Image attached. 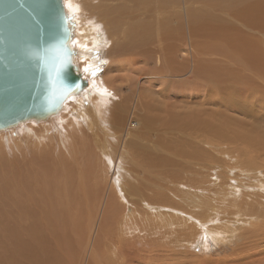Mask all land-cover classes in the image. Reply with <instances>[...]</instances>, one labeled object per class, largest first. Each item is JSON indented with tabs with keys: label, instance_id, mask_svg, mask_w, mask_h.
<instances>
[{
	"label": "rangeland",
	"instance_id": "rangeland-1",
	"mask_svg": "<svg viewBox=\"0 0 264 264\" xmlns=\"http://www.w3.org/2000/svg\"><path fill=\"white\" fill-rule=\"evenodd\" d=\"M71 1L76 7L73 6L74 10L68 19L73 23L69 26L73 38L77 34L76 41H81L78 32L82 30L87 34L84 27L93 23L98 22L101 27L104 24L105 28H102L107 30L109 27L108 31L119 26L111 37L105 36L101 27L95 28L92 35L97 33L96 37L86 39L87 44L92 43V47L85 49L86 55L81 61L74 59L83 76L88 79L87 87L83 88L92 91V83L110 88L105 102L106 111L94 115L95 110L91 105L96 102L90 104V99V102H84L85 98L81 99L83 95H80L82 97L78 96L77 100L80 98L83 101L79 99L89 121L86 115H75L74 108L82 109V103L81 106L74 104L75 101L71 99L67 105L73 101L76 106H66L65 111H62L64 122L60 124L61 129L59 120L54 117L52 124L44 125L46 122L39 121L27 123L18 129L0 131L1 157L25 161L26 157L35 155V160H43L50 168L49 162L56 159L58 153L69 158L73 154L69 150L74 148L71 147L74 141H83L78 142L80 152L77 151V157L86 169L95 171V179L91 178L89 182L98 191L93 195L92 187H88L90 192L87 194L82 183L81 187L73 185L78 187V198H88L81 203L80 233L77 238L72 232L71 244L65 252L63 263L132 264L135 261V264H264V123L258 124L264 120V105L261 106L264 104V90H260L264 82L263 29L258 30L260 28L256 27L258 31L254 28V31L250 30L248 18H243L240 23L238 12L237 20L233 19L228 14L231 10L229 6L225 7L228 13L226 9L217 13L216 9L213 14L209 5L207 8V0H140L143 6H137L136 11H133L136 15L132 18L138 14L139 22L149 28L145 34L153 43L145 48L140 42L141 53L138 46H135V53H130L122 46L126 30L124 24H120V19L127 14L122 11L121 15L116 6L122 0ZM86 2L93 4L87 6ZM96 4L99 8L107 6L110 10L114 9L109 14L112 20L107 15L98 18L96 14L99 11L93 8ZM205 8L211 11L210 17L203 18L199 13ZM142 9L148 10L150 19L140 20ZM190 11L198 18L195 15L191 17ZM129 12L130 16L133 15V12ZM106 16L107 20H104ZM191 18H196L197 24H193L195 21ZM229 18L235 21V26L230 25L232 22ZM132 22L138 24L136 20ZM202 31L207 34V38L201 36ZM188 32H193L192 38ZM157 36L162 49L161 66L160 62H156L159 56L155 54L159 46ZM214 36L219 37L217 39L220 36L224 37L223 40L226 38L228 45L222 44L220 40L213 41ZM250 37L263 39L259 41ZM246 43L250 45H244ZM117 46L121 51L116 52L114 47ZM224 47L228 48L224 50ZM89 56H93L98 65L95 75L86 73L80 67L89 60ZM106 70L111 72L105 74ZM243 109H250L251 114L248 111L244 113ZM173 111L177 115V120L173 118L176 126L173 131H167L163 122L170 119L168 114ZM116 115L121 116V119ZM187 115L197 116V121L190 123ZM90 125L92 129L88 128ZM64 134L70 137V140L67 138L70 142V148H66L68 152L62 151L64 148L61 144L66 141ZM47 135L53 139L49 136V140ZM60 137L64 139L62 142ZM28 138L35 143L27 141ZM11 144L15 149L8 146ZM28 145L32 149L28 150ZM7 149L10 151L7 152ZM3 152L6 154L3 155ZM86 158H91L93 166ZM149 159L155 160L152 162ZM37 170L42 171L40 166ZM112 177L114 180H111ZM130 220L134 224L136 222L137 232L134 227L128 228ZM203 225H207L206 228ZM102 226V231L106 233L98 237L96 234L100 233ZM208 228L224 230L222 237L214 239L208 234L203 237ZM139 229L141 233H138ZM133 256H137L135 260Z\"/></svg>",
	"mask_w": 264,
	"mask_h": 264
},
{
	"label": "bare ground",
	"instance_id": "bare-ground-1",
	"mask_svg": "<svg viewBox=\"0 0 264 264\" xmlns=\"http://www.w3.org/2000/svg\"><path fill=\"white\" fill-rule=\"evenodd\" d=\"M88 1V0H87ZM93 1V0H91ZM196 1V0H194ZM198 1V0H197ZM209 1V4H207V8L208 5L210 6V8H212V13H214V10L219 13V11H225V9L227 8V6H229V8L231 9L228 13L227 9L226 12L229 14V16H232V18L237 20L236 15L237 12L239 13V22L240 20H242L243 18H248L247 19V23L248 26L250 28V30H252L253 28L255 29L256 27L260 28L258 30H261V32H264V0H207ZM206 1V2H207ZM215 1V2H214ZM95 2V1H94ZM130 5H128V3H130ZM73 1L71 0H63V4H64V8H65V12H66V16H67V20H68V24L72 25L73 23L69 21L68 16L69 14L72 13V11L74 10V6L73 5ZM87 3V6H90L92 4ZM114 3V2H113ZM112 3V4H113ZM196 3V2H195ZM205 3V2H204ZM90 4V5H88ZM103 3H101L102 5ZM105 4V3H104ZM142 3L140 2V0H122V2L116 5L117 8L119 7V9H117V11H119V13L122 15L123 12L122 11H126L127 16H125L123 19H120L121 21V25L122 23L124 24L123 26L125 27L124 29L126 30V37L124 36L123 39H125L124 44L122 45L124 47V49L126 50V52H130V53H135L137 50L135 49V46H138V51L141 53V43L144 44V47L147 48L148 46H152V40L150 39V37L148 35L145 34V32H147L149 30V28L147 26L144 25V23L139 22L137 16L136 18H132L134 15H136L133 11L137 9V6L141 5ZM115 5V4H114ZM113 5V6H114ZM231 5V6H230ZM74 6V7H73ZM106 6V5H105ZM128 6V7H127ZM143 6V4H142ZM212 6V7H211ZM108 7L110 8L111 5ZM126 7V8H125ZM226 7V8H225ZM94 11H99L98 14V18L99 16H105L107 15L108 18H111L109 16V14L112 12V10L108 9L107 6L104 7H100L99 5H95L93 6ZM209 8V10H210ZM191 10V8H189ZM217 9V10H216ZM89 10V9H88ZM140 10V9H139ZM143 11L141 13H139V17L141 15L142 18L140 20L143 19H150V17L148 16V10L146 9H142ZM229 10V9H228ZM82 11V10H81ZM133 12V15L130 16V12ZM199 11V10H197ZM202 11V10H201ZM203 10L202 12H199L202 16H204L203 18L206 17H210L212 15L211 11L208 12V10L206 11ZM205 12V13H204ZM116 13V10H115ZM233 13V14H232ZM190 16L194 18L196 14H193L191 11L189 12ZM206 14V15H204ZM235 14V15H234ZM241 14V15H240ZM95 15V16H96ZM112 15V14H111ZM107 16L104 18V20L107 18ZM156 16V14L154 13V17ZM222 16V15H220ZM236 16V17H235ZM119 17V16H118ZM201 17V16H200ZM97 18V17H96ZM195 22H192L193 24L196 23L197 19L195 18ZM198 18V17H197ZM212 18V17H211ZM116 19V18H115ZM127 19V20H125ZM201 19V18H200ZM107 20V19H106ZM112 20V18L110 19ZM110 20L108 19V21L110 22ZM133 20H136L138 22V24H134V22H132ZM226 20V19H225ZM229 20L231 21L232 19L229 18ZM244 20V19H243ZM178 21V20H177ZM102 23H104L105 21H101ZM108 22V23H109ZM179 22V21H178ZM226 23H228L227 21H224ZM223 22V23H224ZM232 22V23H231ZM230 25L232 26L233 23H235V21H231ZM107 23V22H106ZM112 23V22H111ZM110 23V24H111ZM119 24V22H117ZM181 24V22H179ZM191 23V22H190ZM212 23V22H211ZM241 23V22H240ZM246 23V24H247ZM86 24V23H85ZM113 25L114 22L112 23ZM174 24V23H173ZM197 24V23H196ZM208 24V23H207ZM213 24V23H212ZM219 24L221 25L222 23L219 22ZM229 24V23H228ZM106 25V24H105ZM201 26V24H199ZM216 25V24H214ZM224 25V24H222ZM234 26L236 24H233ZM251 25H256L254 27H251ZM104 26V24L102 25V27ZM108 27V25H106ZM199 26V27H200ZM206 25H204L205 27ZM237 26L238 23H237ZM242 26V25H241ZM248 26H245L248 28ZM100 28L101 24H99L98 22L95 24H91V26H85L84 30L87 31V35L86 33H84L81 29V31H79V35L78 37H81V41H76L77 38V34L76 37L73 38V33H72V37H71V41H70V47L74 50V56L72 58V62L75 64L77 63L74 62L75 60L80 59V61L82 60L81 58H83L84 55H86V50L85 49H89L91 44H87L86 39L90 38L91 36H95L97 35V33H93L95 28ZM101 27L103 34L105 36H113L116 33V28L119 29V26L114 27L113 30H109L108 28L107 30H104ZM105 28V26H104ZM110 28L112 29V26H110ZM207 28V27H206ZM205 28V29H206ZM209 28V27H208ZM215 28L217 29V27L215 26ZM219 28V27H218ZM224 28V26H223ZM237 28V27H236ZM193 29V26L190 27V30ZM220 29V28H219ZM225 29V28H224ZM253 29V31H254ZM79 30V29H78ZM115 30V31H114ZM214 31H216L215 29H212ZM223 30V29H222ZM255 29V31H258ZM72 31V30H71ZM101 31V30H100ZM112 33H111V32ZM230 31V30H229ZM234 31V30H233ZM83 32V35H80V33ZM228 32V30H227ZM231 32V31H230ZM102 33V32H101ZM217 33V32H216ZM188 34L191 36L193 35V32H188ZM223 34V33H222ZM250 34H253L252 32ZM101 35V34H100ZM229 35V32H228ZM260 35V34H258ZM102 36V35H101ZM203 36V35H201ZM225 36V35H224ZM251 36V35H250ZM262 36V33H261ZM214 36V40H217V38ZM233 37V36H232ZM258 37V36H257ZM103 38V36L101 37ZM253 40H259V38L254 39L253 37H250ZM220 39H224L221 38ZM263 38H261L262 41ZM230 40V39H229ZM249 40V39H248ZM252 40V41H253ZM97 41V40H96ZM95 41V43H96ZM159 37L157 36V44H159ZM224 41H228L225 40ZM232 41V40H231ZM141 42V43H140ZM146 42V45H145ZM97 44V43H96ZM214 44V43H213ZM264 44V41H263ZM216 45V44H215ZM220 45V44H219ZM244 45H250L249 43H246ZM90 46V47H89ZM221 46V45H220ZM253 46V45H252ZM264 46V45H263ZM95 47V46H94ZM157 47V46H156ZM222 47V46H221ZM116 48V52L121 51V48L119 46L114 47ZM217 49H219L218 47H216ZM93 49V48H92ZM214 49V48H212ZM216 49V50H217ZM247 49V47H246ZM109 50V49H108ZM161 45L159 44L157 50H155V54L158 53L159 56H157V60L156 62H160V66H161V60L162 57L161 56ZM215 50V49H214ZM212 51V50H211ZM218 51V50H217ZM83 52H85L83 54ZM89 52V51H88ZM220 52V51H219ZM77 53V54H76ZM91 53V52H90ZM213 53V52H212ZM215 53V52H214ZM263 53V52H262ZM245 54V53H244ZM75 55H78L75 57ZM93 57V56H92ZM91 56H89V60L80 65V67L82 66V68L86 71V73H89L90 75H95V73L97 72V67L98 65H96V60H94ZM168 58V57H167ZM87 59V58H86ZM145 59V58H144ZM146 60V59H145ZM97 62L98 59H97ZM143 62V61H142ZM145 64V62H143ZM172 63V62H171ZM262 63V62H261ZM260 64V63H259ZM76 65V64H75ZM168 65V64H167ZM258 65V64H257ZM255 65V66H257ZM77 68L79 69V65H76ZM165 66V65H164ZM264 66V65H263ZM101 67V66H100ZM261 68V67H260ZM167 69V68H166ZM165 69V70H166ZM80 70V69H79ZM264 70V69H263ZM111 71L106 70L105 74H108ZM260 74L261 71H259ZM258 72V73H259ZM221 74V73H220ZM85 75V74H84ZM257 75V74H254ZM88 76V75H87ZM224 76V75H223ZM259 76V75H257ZM209 77V76H208ZM225 77V76H224ZM229 77V76H228ZM262 78V76H260ZM237 78V76H236ZM258 78V77H257ZM260 78V79H261ZM264 78V77H263ZM93 79V78H91ZM223 80H225L224 78H222ZM250 79V78H249ZM242 80V78L240 79ZM207 81H209L207 79ZM226 81V80H225ZM224 81V82H225ZM235 81V80H234ZM245 81V80H244ZM216 82V81H215ZM223 82V81H222ZM223 82V83H224ZM259 83H262V81H259ZM162 83V82H161ZM217 83V82H216ZM227 83V82H226ZM88 84V83H87ZM87 84L85 85L87 87ZM237 84V83H236ZM244 84V83H243ZM264 84V82H263ZM263 84H261L262 89L260 90H264L263 89ZM250 85V84H249ZM257 85V84H256ZM235 86V85H234ZM237 86V85H236ZM252 86V84H251ZM250 86V87H251ZM84 87V86H83ZM90 87V86H89ZM92 91L88 92L86 88L81 89L80 91H78L75 94H71L69 95L66 100L63 102V104L59 107V109L57 111H55L53 114H50L48 117L44 118V119H34V118H29V119H24L21 121L16 122L13 125H10L9 127L0 129V131H10L13 129H18V127L20 128V126H25V124L27 123H34V122H46L44 123H50L52 124V120L54 119V117L56 119L59 120V125L63 124V119L61 117L62 111L66 108V106L68 107H75L77 105L81 106V103L83 102L81 99L85 100L84 102H90V104H92L93 102H96L93 106V111L94 115L99 114L101 112L106 111V99L107 98V94L109 91V89L107 87L101 86V85H95L94 83H92ZM91 87V88H92ZM239 87V86H238ZM259 86V88H261ZM222 88V87H221ZM224 88V87H223ZM249 88V87H248ZM257 89V88H256ZM255 89V90H256ZM258 90V89H257ZM91 93V94H89ZM85 94V95H84ZM80 95H83L80 96ZM82 97L80 100L82 102L79 101V99L77 100V97ZM75 101V103L70 105H67L68 102L70 100ZM90 99V101H89ZM108 103V102H107ZM97 104V105H96ZM72 105V106H71ZM264 104H261V106H263ZM116 107V106H115ZM125 107V105H124ZM77 109L78 106H77ZM82 109H84L83 103H82ZM76 110V108H74L73 112L75 111V115L76 116H85L87 117L88 121H89V116L86 113L85 109L82 110ZM123 109V107H122ZM65 111V110H64ZM72 111V110H71ZM249 114H251V110L250 109H243V112H247ZM115 112V111H114ZM117 112V111H116ZM69 113V112H68ZM118 113V112H117ZM174 111L170 114H168V118L170 119H166L163 122V127L167 128V131H173L172 129L175 128L176 125H174L173 122V118L174 120H177V115L173 114ZM247 114V113H246ZM248 114V115H249ZM66 115V112H65ZM255 115L258 116L255 112ZM97 116V115H96ZM117 116V115H116ZM115 116V117H116ZM189 118V122L190 123H194L195 121H197V116L194 115H187ZM75 117V116H74ZM118 117V116H117ZM262 117V115H261ZM119 119H121V116L118 117ZM123 118V117H122ZM79 119V118H78ZM86 119V118H85ZM259 119V118H258ZM50 120V121H49ZM102 120V119H101ZM148 121V120H147ZM262 123H258V124H263L264 120H262ZM54 122V121H53ZM67 122V121H66ZM181 122V121H180ZM57 123V122H56ZM66 124V123H65ZM79 124V123H78ZM257 124V125H258ZM49 125V124H48ZM76 125V124H74ZM165 125V126H164ZM47 126V125H46ZM63 126V125H62ZM73 126V124H72ZM89 126V125H88ZM87 126V127H88ZM94 126V125H93ZM186 126V125H185ZM61 127V125L59 126V128ZM225 127V126H224ZM91 128V125L90 127ZM32 129V128H31ZM61 129V128H60ZM78 129V128H77ZM76 129V130H77ZM82 129V128H81ZM84 129V128H83ZM92 129V128H91ZM90 129V130H91ZM107 129V128H106ZM23 130V129H22ZM222 130V129H221ZM230 130V129H229ZM232 130V129H231ZM61 130H58V132ZM75 130H73L74 132ZM78 131V130H77ZM214 131V130H213ZM225 131V130H224ZM24 132V131H23ZM49 132V131H47ZM76 132V131H75ZM80 132V129H79ZM92 132V131H91ZM219 132L222 131L219 130ZM218 132V133H219ZM64 133V132H63ZM77 133V132H76ZM84 133V132H83ZM129 133V132H128ZM240 133V132H239ZM61 134V133H60ZM110 134V133H109ZM127 134V131H126ZM67 135V134H66ZM66 135L65 136V144L62 143L61 145L62 147V151L68 152V149L70 148V142L67 141ZM81 135V132H80ZM86 135V134H85ZM240 135V134H238ZM38 136V135H37ZM48 136V135H47ZM50 136V135H49ZM48 136V138H49ZM72 136V135H71ZM88 136V135H87ZM33 137V136H32ZM35 137V136H34ZM51 137V136H50ZM59 137V134H58ZM73 137H76L73 135ZM82 137V136H81ZM42 138V137H41ZM40 138V139H41ZM44 138V136H43ZM42 138V139H43ZM53 139V137H51ZM49 138V140L51 139ZM63 138V137H62ZM79 138V137H78ZM247 138V137H246ZM245 138V139H246ZM29 139V140H28ZM26 139L27 141L31 142V138ZM37 139V137H36ZM46 140H48L45 137ZM55 139V137H54ZM61 139V137H60ZM59 139V140H60ZM70 140V137L68 138ZM85 139H87V137H85ZM84 139V140H85ZM23 140V139H22ZM45 140V142H46ZM58 140V141H59ZM64 139H61V142ZM165 140V139H164ZM9 141V140H8ZM44 141V140H43ZM42 141V142H43ZM92 141V140H91ZM119 141V140H118ZM21 142V141H20ZM26 143V141H23ZM33 142V141H32ZM31 142V143H32ZM40 142V141H39ZM38 142V143H39ZM41 142V143H42ZM57 141H55L56 143ZM60 142V141H59ZM58 142V143H59ZM64 142V141H63ZM73 142V141H72ZM79 142V141H78ZM77 140L74 141V146L72 145L71 147L74 148H70L69 152L72 150L73 154H71V156L68 158L64 155L60 156L59 153L58 157H56V159L51 160L49 162L51 168L45 164L43 162V160H35V155L33 156H28L26 157L25 161L22 159H16L17 161H13V159H9L6 157H1V152L3 150L0 151V264H65L64 262V256H65V252L69 249V245L71 244V234L72 232L76 235V237L78 238V231L79 230V220L81 219L80 217V210H81V203L86 201L88 197H82V199L78 198L79 195V190L78 187H81L80 183H82L85 186V189L88 191L87 194H89V188L92 187V193L93 195H96L98 189L94 188L92 182L91 181L93 178L95 179L93 172L95 171H89L88 169H86L87 167H84L85 165H82L83 163L79 162L77 157L79 154L77 151H79L80 148V144L78 145ZM83 142V141H81ZM79 142V143H81ZM86 142V140H85ZM131 142V141H130ZM129 142V143H130ZM165 142V141H164ZM220 142V141H219ZM24 144V148L26 147V145ZM35 143V142H33ZM44 143V142H43ZM54 143V144H55ZM106 143V142H105ZM19 144V143H18ZM23 144H21L23 146ZM28 144V143H27ZM30 144V143H29ZM40 144V143H39ZM92 144V143H91ZM35 145V144H34ZM82 145V144H81ZM168 144L165 143V146L167 147ZM9 147H14V145L11 144L8 145ZM32 146V145H31ZM37 146V145H36ZM59 146V145H58ZM146 146V145H145ZM142 146V147H145ZM164 146V148H166ZM17 147V145H16ZM20 149L21 146L19 145ZM18 147V149H19ZM35 147V146H33ZM92 147V145H91ZM139 147V146H138ZM157 147H162V146H157ZM7 148V147H6ZM30 148V146L28 145L27 149ZM39 148V147H38ZM58 148V147H57ZM56 148V149H57ZM68 148V149H66ZM147 148V147H146ZM145 148V149H146ZM168 148V147H167ZM15 149V147H14ZM32 149V147L30 148ZM34 149V148H33ZM88 148H85V150H87ZM92 149V148H91ZM140 149V148H139ZM29 150V149H28ZM40 150V149H39ZM81 150V149H80ZM84 150V151H85ZM89 150V149H88ZM100 150V149H99ZM154 150V148H153ZM227 150V149H226ZM10 151L7 149V152ZM15 151V150H14ZM54 151V150H53ZM58 151V150H57ZM138 151V150H137ZM80 152V151H79ZM91 152V151H90ZM89 152V153H90ZM227 152V151H226ZM4 153V152H3ZM64 153V152H63ZM71 153V152H70ZM69 153V155H70ZM82 153V152H81ZM86 153V151H85ZM230 153V152H229ZM6 153H4L3 155H5ZM62 154V153H61ZM106 154V153H105ZM152 154V153H151ZM66 155V153H65ZM83 155V154H82ZM92 155V154H91ZM108 155V154H107ZM106 155V156H107ZM93 156V155H92ZM135 156V155H134ZM161 156V155H160ZM164 156V155H163ZM166 156V154H165ZM150 157V156H149ZM134 158V157H133ZM151 158V157H150ZM153 158V157H152ZM164 158V157H162ZM161 158V159H162ZM231 158V157H230ZM43 159V158H42ZM80 159V158H79ZM89 159V158H86ZM93 159V158H92ZM109 159V158H108ZM105 160V159H104ZM119 160V159H118ZM133 160V159H132ZM135 160V158H134ZM133 160V162H134ZM155 159H153L154 161ZM110 161V160H109ZM149 161H152V159ZM152 161V162H153ZM57 162V163H56ZM84 162V161H82ZM89 164L92 165V160L91 158L87 161ZM100 162V161H99ZM111 162H109L110 164ZM86 164V163H85ZM89 164H87L88 168H89ZM112 164V163H111ZM120 164V163H119ZM90 165V166H91ZM41 167L42 171L37 170L38 167ZM93 166V165H92ZM110 167V166H109ZM99 168V167H98ZM228 168V167H227ZM243 169V167H240ZM90 169V168H89ZM230 169V168H229ZM245 170V169H244ZM97 171L99 172V169H97ZM3 172V174H1ZM92 174V176H91ZM8 175V176H5ZM63 175H67V177H64ZM104 176V175H103ZM92 178V179H91ZM113 178V177H112ZM111 180H114V178ZM134 178V177H133ZM90 179V180H89ZM111 182V181H110ZM115 183V182H114ZM227 184V183H226ZM76 185V186H73ZM258 185V184H257ZM263 186V185H262ZM89 187V188H88ZM236 189V188H235ZM228 190V189H227ZM233 190V189H232ZM231 190V192H232ZM238 190V189H236ZM119 194H121L119 192ZM230 194V193H229ZM92 195V194H91ZM231 195V194H230ZM173 196V195H172ZM121 197V196H120ZM237 199V196L235 197ZM123 199V198H122ZM218 202V201H217ZM220 203V202H219ZM232 203V202H231ZM152 204V203H151ZM233 205V204H232ZM216 206V205H214ZM236 207V206H235ZM241 207V206H240ZM218 209V208H217ZM234 209V208H233ZM216 211V210H215ZM235 211V210H234ZM121 212V211H120ZM159 213V210L157 211ZM218 212V211H217ZM90 214V213H89ZM163 214V213H162ZM218 214V213H217ZM91 215V214H90ZM105 215V214H104ZM154 215V214H153ZM245 215V214H244ZM130 216V215H129ZM219 216V215H218ZM239 216V215H238ZM215 217V215H214ZM254 217V216H253ZM159 220V219H158ZM131 221V220H130ZM129 221V222H130ZM127 222V221H126ZM228 222V221H227ZM136 224V222H135ZM132 221L131 224L127 225L128 228L129 227H134L136 230L137 225H135ZM206 224V223H205ZM199 226V225H198ZM205 228L207 225H203ZM260 226V225H259ZM212 228V226H210ZM127 228V229H128ZM141 228V227H139ZM226 228V227H225ZM229 228V227H228ZM144 229V228H143ZM218 229H222L218 228ZM217 229V230H218ZM224 229V228H223ZM103 230V226L100 230V233L96 234V236H100V234H105V232L102 231ZM133 230V229H131ZM215 229H207V231H205V234H203V237L206 236V234H208L209 236L213 237L214 239H218L221 236V234H223V231H217ZM140 229L138 230L139 233ZM227 231V230H226ZM134 232V231H133ZM137 232V230H136ZM142 232V230L140 231V233ZM250 232V231H248ZM137 233V234H138ZM73 234V235H74ZM248 234V233H247ZM250 234V233H249ZM74 235V236H75ZM140 235V234H139ZM195 235V234H194ZM255 235V234H254ZM199 237V235H197ZM228 236V235H227ZM83 237V236H81ZM195 237V236H194ZM224 237V236H223ZM260 237V236H259ZM180 238V237H179ZM73 239V238H72ZM112 239V238H111ZM133 239V238H132ZM131 239V240H132ZM176 239V237H175ZM186 239V238H185ZM194 239V238H192ZM199 239V238H198ZM256 239V238H254ZM144 240V239H143ZM196 240V239H195ZM202 240V239H201ZM77 241V240H76ZM75 241V242H76ZM159 242V241H158ZM195 242V241H194ZM244 242V241H243ZM246 242V241H245ZM121 243V242H120ZM201 243V242H200ZM121 246V245H119ZM124 247V246H122ZM235 247V246H234ZM138 248V247H137ZM160 248V247H159ZM190 248V247H189ZM239 249V248H238ZM140 250V249H137ZM235 250V249H233ZM242 250V249H241ZM131 251V250H130ZM141 251V250H140ZM246 251V250H245ZM233 252V251H232ZM240 252V251H239ZM263 252V251H262ZM143 253V252H142ZM252 253V251H251ZM136 254V253H135ZM156 254V253H155ZM230 254V253H229ZM137 255V254H136ZM239 255V254H238ZM260 255V254H259ZM263 255V254H262ZM111 256V255H110ZM141 256V255H140ZM256 256V255H255ZM254 256V257H255ZM68 257V256H67ZM90 257V256H89ZM137 257V256H133V259ZM257 257V256H256ZM136 259V258H135ZM134 259V260H135ZM141 259V257L139 258ZM138 260V258H137ZM143 260V259H142ZM144 261V260H143ZM195 261V260H194ZM263 261V260H262ZM133 262V261H132ZM131 262V263H132ZM125 263V262H123ZM137 263V262H136ZM196 263V262H195ZM94 264V263H93ZM135 264V261L132 263ZM252 264V263H251Z\"/></svg>",
	"mask_w": 264,
	"mask_h": 264
},
{
	"label": "water",
	"instance_id": "water-1",
	"mask_svg": "<svg viewBox=\"0 0 264 264\" xmlns=\"http://www.w3.org/2000/svg\"><path fill=\"white\" fill-rule=\"evenodd\" d=\"M71 37L63 0H0V129L48 117L88 83Z\"/></svg>",
	"mask_w": 264,
	"mask_h": 264
},
{
	"label": "crops",
	"instance_id": "crops-1",
	"mask_svg": "<svg viewBox=\"0 0 264 264\" xmlns=\"http://www.w3.org/2000/svg\"><path fill=\"white\" fill-rule=\"evenodd\" d=\"M203 32V31H202ZM207 33V32H206ZM203 37H205V38H207V34H205V32H203ZM225 37V36H224ZM224 37H222V38H224ZM218 40H220L219 42H221L222 44H224L225 45V43L228 45V43L229 42H227V41H224V40H221V39H218ZM216 42H217V40H215ZM231 44V43H230ZM244 46V45H243ZM228 48V47H227ZM227 48H223L224 50L225 49H227ZM222 49V48H221Z\"/></svg>",
	"mask_w": 264,
	"mask_h": 264
}]
</instances>
